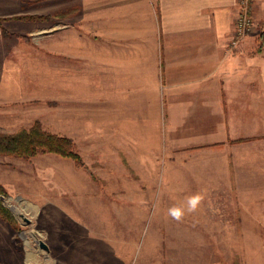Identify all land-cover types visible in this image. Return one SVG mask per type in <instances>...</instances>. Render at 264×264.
I'll use <instances>...</instances> for the list:
<instances>
[{
  "label": "rangeland",
  "instance_id": "obj_1",
  "mask_svg": "<svg viewBox=\"0 0 264 264\" xmlns=\"http://www.w3.org/2000/svg\"><path fill=\"white\" fill-rule=\"evenodd\" d=\"M94 1L0 0V132L38 121L81 157L0 153V202L16 220L0 219V264H164L212 242L167 215L195 193L178 176L195 145L172 141L161 95H139L137 110L115 100Z\"/></svg>",
  "mask_w": 264,
  "mask_h": 264
},
{
  "label": "crops",
  "instance_id": "obj_2",
  "mask_svg": "<svg viewBox=\"0 0 264 264\" xmlns=\"http://www.w3.org/2000/svg\"><path fill=\"white\" fill-rule=\"evenodd\" d=\"M237 8L238 0L93 4L98 64L115 100L137 110L139 95H161L172 141L195 145L179 190L204 200L181 222L202 224L196 238L212 242L164 264H264V0L250 1L254 30L230 50Z\"/></svg>",
  "mask_w": 264,
  "mask_h": 264
},
{
  "label": "trees",
  "instance_id": "obj_3",
  "mask_svg": "<svg viewBox=\"0 0 264 264\" xmlns=\"http://www.w3.org/2000/svg\"><path fill=\"white\" fill-rule=\"evenodd\" d=\"M40 16H16L14 19L35 20ZM4 20L0 18V24ZM3 33H7L2 29ZM264 32H262V35ZM0 153L21 158H29L38 153H53L64 158L81 162L80 155L73 149V142L67 136L59 135L43 129L38 121L27 128H19L12 132H0ZM4 189L0 185V193ZM0 219L11 227L16 226V220L9 210L0 202Z\"/></svg>",
  "mask_w": 264,
  "mask_h": 264
},
{
  "label": "built area",
  "instance_id": "obj_4",
  "mask_svg": "<svg viewBox=\"0 0 264 264\" xmlns=\"http://www.w3.org/2000/svg\"><path fill=\"white\" fill-rule=\"evenodd\" d=\"M250 1L238 0V8L233 24L234 32L227 43V47L230 50L235 49L240 41L254 30V22L250 15Z\"/></svg>",
  "mask_w": 264,
  "mask_h": 264
},
{
  "label": "clouds",
  "instance_id": "obj_5",
  "mask_svg": "<svg viewBox=\"0 0 264 264\" xmlns=\"http://www.w3.org/2000/svg\"><path fill=\"white\" fill-rule=\"evenodd\" d=\"M204 195L201 193H195L185 198L183 204L173 205L167 210V215L177 222H181L186 214H192L198 210Z\"/></svg>",
  "mask_w": 264,
  "mask_h": 264
},
{
  "label": "water",
  "instance_id": "obj_6",
  "mask_svg": "<svg viewBox=\"0 0 264 264\" xmlns=\"http://www.w3.org/2000/svg\"><path fill=\"white\" fill-rule=\"evenodd\" d=\"M40 245L46 248V245L43 242H40Z\"/></svg>",
  "mask_w": 264,
  "mask_h": 264
}]
</instances>
